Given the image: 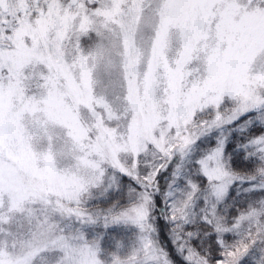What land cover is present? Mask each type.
Listing matches in <instances>:
<instances>
[{
    "label": "snow or ice",
    "instance_id": "snow-or-ice-1",
    "mask_svg": "<svg viewBox=\"0 0 264 264\" xmlns=\"http://www.w3.org/2000/svg\"><path fill=\"white\" fill-rule=\"evenodd\" d=\"M158 218L185 264H264V0H0V264H173Z\"/></svg>",
    "mask_w": 264,
    "mask_h": 264
},
{
    "label": "trees",
    "instance_id": "trees-1",
    "mask_svg": "<svg viewBox=\"0 0 264 264\" xmlns=\"http://www.w3.org/2000/svg\"><path fill=\"white\" fill-rule=\"evenodd\" d=\"M242 140V137L239 136L238 133H232L231 137L228 140V143L225 148L226 154L230 155L232 158V164L234 168L242 169L247 166V161L243 159V154L241 151L237 150V144L240 143ZM199 179L203 180V177H199ZM120 183L125 186L124 193L116 192V191H110L108 192L106 197H101L98 200L92 201L94 204H98L100 207H107L111 202L115 201L118 198H122L124 194H126V186L130 183L128 178H125L122 176ZM236 198V207L239 208L244 205L245 203V197L244 196H237V189L236 186H233L229 191V198L228 203H231L232 198ZM233 214H235V208L232 209ZM156 226L158 229V238L160 243L166 248V250L169 252V254L172 256V259L175 264H185L183 260H181L178 256H176L175 252L173 251V245L170 240V229L171 224L164 221L162 218H158L156 221ZM124 230L120 235H124L125 241L128 240V237L130 236V232L127 229V226H124ZM103 229V227H101ZM111 235L110 233H106L104 237H107ZM115 236L111 235V243L110 246H113V242H115L114 239ZM199 240L193 241L194 246H199ZM208 243H212V240H209Z\"/></svg>",
    "mask_w": 264,
    "mask_h": 264
},
{
    "label": "rangeland",
    "instance_id": "rangeland-1",
    "mask_svg": "<svg viewBox=\"0 0 264 264\" xmlns=\"http://www.w3.org/2000/svg\"><path fill=\"white\" fill-rule=\"evenodd\" d=\"M216 136H217V133L213 132L210 135L199 139L196 142V145H195L196 151H195L194 155L196 157H199L202 154V150L203 149L214 147L216 145V143H217ZM178 159H179V157L174 158L172 164L169 165L168 170L163 172L160 175L159 182H160V186H161L162 189L165 187V181L169 177V175L171 173V170H172V167H173V165L175 164V162ZM124 177L128 178L126 176H124ZM121 178H122V176L120 177V180H121ZM129 182H130V180H129ZM234 198L236 200L237 197H234ZM157 202L159 203V197L157 198ZM231 203H233V198H232ZM231 203H229V204H231ZM158 217H159V214H158ZM76 226L80 227V225H78V224ZM124 226H127L128 227L127 229L130 232V236L128 237L127 241H125L124 235H120L123 232V230L125 229ZM101 227H103V229H101ZM171 228H172V225H171ZM82 230L86 233V236H87L88 239H93V238H96V237L100 238V246H101V249H102L101 256L102 257L104 255V253L107 252V251H116L117 250L116 249L117 242H122L123 245L125 246L123 249H121V251L126 250L127 246L131 243L132 239L134 238V233L136 232V228H135L134 225L124 224V223H117V224H111L107 228H105L104 225L102 223H100V222H97L96 224H92V225H85V226H83ZM106 233H110L111 235L115 236L114 237L115 242H113V246L112 247L110 246L111 235H109L107 237H104V235ZM173 251L175 252L176 256H178L181 260H183V258L178 253H176L174 245H173ZM170 258L172 259L171 255H170ZM173 264H175L174 261H173ZM243 264H247V260H245L243 262Z\"/></svg>",
    "mask_w": 264,
    "mask_h": 264
}]
</instances>
